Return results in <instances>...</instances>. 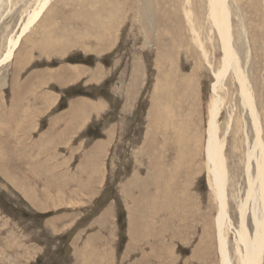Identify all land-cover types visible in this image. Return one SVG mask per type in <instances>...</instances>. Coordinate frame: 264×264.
Returning a JSON list of instances; mask_svg holds the SVG:
<instances>
[{"label": "rangeland", "instance_id": "1", "mask_svg": "<svg viewBox=\"0 0 264 264\" xmlns=\"http://www.w3.org/2000/svg\"><path fill=\"white\" fill-rule=\"evenodd\" d=\"M36 1L0 0V61L12 51L10 42ZM228 4L236 14L231 17L234 46L255 89L264 132V0ZM49 5L21 37L12 57L0 65L5 104L13 99L11 89L17 90V82L30 89L41 82L40 91H47L41 96L48 95L45 105L51 106L39 111L45 117L34 125L29 123L36 114L29 107H20L6 121L12 126L10 146L16 144L23 153L0 154V264H220L214 227L217 200L204 151L213 70L221 58L219 40L208 22V0H51ZM178 75L194 80V114L188 121L178 108L188 100V93L179 99ZM228 75L217 95L222 102L220 139L228 125L224 152L231 226L226 231L232 259L239 206L248 187L247 153L255 135L238 84ZM158 80L164 90L154 95ZM160 91L166 98L171 91L173 96L161 101L166 112L155 116ZM23 96L20 93L19 100ZM75 100L86 102L79 132L68 144L62 141L59 152L57 134L51 133L57 143L55 152H47L40 141L45 122L67 112ZM5 108L0 107V115ZM169 115L174 116L172 127L152 132L153 118ZM255 153L249 161L251 177ZM5 169L13 176L4 174ZM175 174L185 185L184 206ZM148 177L150 187L143 186ZM23 178L37 183L31 188ZM148 199L157 203V216L140 219ZM257 206L246 207L250 237L253 208L260 216Z\"/></svg>", "mask_w": 264, "mask_h": 264}, {"label": "bare ground", "instance_id": "2", "mask_svg": "<svg viewBox=\"0 0 264 264\" xmlns=\"http://www.w3.org/2000/svg\"><path fill=\"white\" fill-rule=\"evenodd\" d=\"M50 2L51 0H37L34 4V7L32 6L30 8V10L28 11V14L25 16V19L23 20V23L20 25V28H19L20 31L18 35L14 38V41L11 44L12 51H9L10 53H8L7 56H4L2 58V60L0 61V65L5 63L4 61H8L12 57L13 50L14 49L16 50V48L18 47L17 45L19 43V40L22 39L23 36L27 32H29L31 28L34 27L40 21L41 17L45 14L44 12L48 10L50 6L49 5ZM228 2L229 0H208V5H207L208 22L216 36V40H219V50H220V56H221L219 60L218 68L213 70L214 81L210 88H211L214 98L212 99V103H211L212 105L210 106L207 112V115H206L208 126H206L207 140H206V144L204 145V151L207 153L208 165L210 168L209 180L214 190L215 199L217 200V212H216L217 217L215 218V224H214L215 232H216L215 233L216 248H217V253L219 257L218 260L220 264H262L263 263L262 260L264 256V205H263L264 204V182H263L264 132H263L262 124H261V118H260L261 114L259 115L258 113L259 108L255 101V89L253 85L251 84V82L249 81L248 75L245 72L244 68L242 70V67L244 65L241 67L242 59L240 60L241 58L240 52H238L239 53L238 55L236 47L234 46V39H233L234 30L232 28L233 25L231 24V17L236 14L232 13L233 10L229 8ZM239 26H242V25H239ZM95 37H98V36L95 35ZM227 74L229 75L231 74L233 80H236L238 84L239 100H240V103H242V106L246 108L250 116L252 129L255 135L252 149L251 151L247 153L246 174H247L248 187H247V191L245 195V201L244 203L240 204L239 212H238V215H240L239 216L240 219H239L238 228L236 230L237 231L236 233L237 240L235 241L236 249H235V253L233 252L234 254H236L235 256H237V258L239 257L238 263H237V259L235 261L234 254L231 259L230 254H229V247L227 245L226 229H229V227L231 226V221L227 215L226 191L228 187L227 182H228V176H229V168L227 167V158L224 152V149H225L224 137L227 136L228 125H227V129L224 130L222 139H220L221 137H219V125H218L219 117H220V110L222 106L221 104L222 102L217 95L218 90H219L218 87H219V84L222 83V81L224 80ZM177 81H178V88L181 89V91H179V99L183 97L185 93L186 94L188 93L187 95L188 100L185 102L179 103V107H178L181 112L185 113V116H186L185 119L188 121V118H189L188 116L190 115L192 116L194 114L192 113L193 112L192 98H193V95H195V92L193 91L194 88L192 89L193 85H191L192 82L194 83V80H193V77H190V76L184 77V76L178 75ZM159 82L160 81L158 80L155 85L154 95H156L155 92L157 91V89L164 90L163 89L164 82L162 83H159ZM163 94H164L163 91L158 92L157 98L154 101L155 106L153 108V114L155 116L159 113L166 112V109L162 105L161 101L169 102L170 101L169 98L173 96L172 91L169 92V95H168L169 98L161 96ZM158 103H160L162 106H156V104ZM173 117H174L173 115H169L168 118H165V117L153 118L154 121H152L153 122L152 132L153 131L159 132L158 131L159 129L161 131H164L168 129L169 126L171 128L172 125L170 124L171 122L170 120H172ZM178 136H182V132H181V135H178ZM255 152H257V156L255 158V163H254L256 170H255V175L251 177L249 175L250 173L249 172V169H250L249 161L251 158H253V156L255 157V154H256ZM154 159H156V157ZM154 167H156L155 164H154ZM156 174H158V171ZM150 177L152 178L151 175ZM148 200L143 201L144 210L146 209V207L148 210L147 212L140 213L139 215L140 219L141 218L152 219L155 217L154 215L157 214L156 213L157 211H155V209L156 210L159 209L157 203L153 204L152 199H148ZM159 203L160 202H158V204ZM250 203H252L253 206H256L257 204L258 205L257 208L259 209V212H260V216H257V214L255 215L256 210L255 208H253L254 214L252 213L253 215L252 216V229L254 232H253V236L251 235L252 237H250L249 235V232L246 226L247 223L245 222L246 221L245 212L247 209L246 207ZM144 231H143V234H144ZM133 236L135 235H132V240H133Z\"/></svg>", "mask_w": 264, "mask_h": 264}, {"label": "crops", "instance_id": "3", "mask_svg": "<svg viewBox=\"0 0 264 264\" xmlns=\"http://www.w3.org/2000/svg\"><path fill=\"white\" fill-rule=\"evenodd\" d=\"M11 43H12V41L10 42V44ZM10 44H8V46H10ZM5 47H6V41H5ZM55 83H57V82H55ZM16 85L18 86L17 90L14 91V90L11 89V92L13 94V99H10L9 104H5V102L3 100V96L1 94L2 90L0 91V107L1 106L6 107L4 110L1 111V115L3 114L5 117L3 115L1 117V115H0V137H1V139H0V154L1 155H5V156L6 155H13V154H22L23 153L22 149L17 147L16 144H14L13 148L10 146L9 135L11 133L12 126H11V123H7V122H10L12 120L13 116L18 113V111L20 110L19 108L20 107H26V108L29 107L30 109L35 110V111L32 110V114H36V115H34V116L32 115L33 121L31 123H29V124L34 125L36 123L35 120L37 118H39L38 121H40L42 118L45 117V116L44 117H40L39 111H46V110H49V108L51 107L49 103L47 105H45L46 101H48V99H47L48 95H43L44 98H45L43 101H40V102L37 101V99L39 97H43V96H41L43 94V92H47V91H40V89L42 87L41 82L35 83L36 86H34V87L31 86V89H30L29 86L21 85L18 82L16 83ZM19 92L22 93L24 96H26V98L23 99V97H24L23 96L19 100V98H18V96L20 94ZM49 93H51V95H53L54 97L57 96L56 94H54V93H52L50 91H49ZM35 97H37V99H34ZM55 100H57V102H58V100H60V99L55 98ZM11 101H12V103H11ZM35 102H36V104H38L37 109H36V106H35ZM79 102L80 101H76V100L73 101L72 103H70V106L68 107L69 110L67 112L61 114L60 116H58L55 119H51V120L47 119V121L45 122V125H46L45 129H44V133L45 134L43 133L44 137L40 141L42 143V147H46L47 148V152H55L54 148H55L56 143H57L56 140L60 142V146L58 147L59 149L57 151V152H59L62 148H64L63 146H61L62 141L65 140L66 143L70 142L71 139L76 135V133L79 132V130H80L79 129V125H80L79 124L80 123L79 118H81V120L83 121L84 117H86V115H87L86 109L83 108L85 106L86 102L83 103L82 105ZM79 104H80V106H78ZM13 105L16 106L15 108L17 110H12L14 108ZM9 106L11 107L10 109H8ZM30 106H33V107H30ZM10 111H12V112L7 114ZM66 119H70V120H66ZM38 125H39V122H38ZM51 133H56L57 134V136L55 137L56 140L51 138ZM44 141L46 142L45 145L43 144ZM4 143L6 144V146L4 145ZM97 144H99V143H97ZM97 144H95V145H97ZM95 145L94 146L92 145L93 147H92L91 150H93ZM89 161H90V159H89ZM89 161H88V163H89ZM91 167L92 166L89 165L88 168H91ZM80 170H83V167L82 168L80 167ZM93 170H95V169H93ZM4 174L13 176L14 173L12 174L10 172V170L5 169L4 170ZM174 178H175L174 179V184L176 185V184L179 183V185H180V187H179L180 191L179 192L182 194V196H179V200H181L180 204L182 206H184L185 205V201H183L184 200L183 197H184L185 194H184L183 191L185 190V185H184L183 182H181V181L178 182L177 181V178H178L177 174L174 175ZM26 180L27 179L23 178L22 181L28 183L31 188H32V185H35L37 183L35 181V184H33L32 181H30V180L26 181ZM92 181H90L89 184H92ZM68 185H69V183L67 184V186ZM142 185L150 187L151 178L148 177L146 181L142 182ZM47 188H49V187H47ZM23 190L24 189H22V191ZM48 190H50V188ZM51 190L55 191L54 187H52ZM16 191L19 192V189H16ZM46 192L49 193L48 191H46ZM46 192H44V193H46ZM58 195L65 197V195H63V194L62 195L56 194V196H54V197H58ZM82 195L84 196L83 198H86L85 194H82ZM174 195L177 196V194H174ZM86 196H88V195H86ZM66 198H67V200L69 199V197H66ZM88 199L90 200V198H88ZM76 201L77 202L79 201L80 203L82 202L80 199H78ZM35 206L37 208V205H35ZM130 213H131V211H130Z\"/></svg>", "mask_w": 264, "mask_h": 264}]
</instances>
